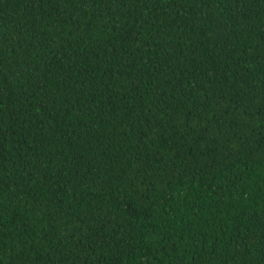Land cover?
I'll return each instance as SVG.
<instances>
[{"label":"trees","instance_id":"trees-1","mask_svg":"<svg viewBox=\"0 0 264 264\" xmlns=\"http://www.w3.org/2000/svg\"><path fill=\"white\" fill-rule=\"evenodd\" d=\"M0 264H264V0H0Z\"/></svg>","mask_w":264,"mask_h":264}]
</instances>
